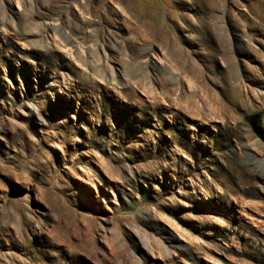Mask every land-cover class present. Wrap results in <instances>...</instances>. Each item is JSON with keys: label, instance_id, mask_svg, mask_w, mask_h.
I'll return each mask as SVG.
<instances>
[{"label": "rangeland", "instance_id": "374dc122", "mask_svg": "<svg viewBox=\"0 0 264 264\" xmlns=\"http://www.w3.org/2000/svg\"><path fill=\"white\" fill-rule=\"evenodd\" d=\"M0 264H264V0H0Z\"/></svg>", "mask_w": 264, "mask_h": 264}]
</instances>
